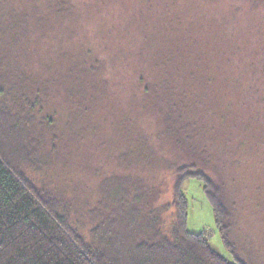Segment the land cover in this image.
I'll use <instances>...</instances> for the list:
<instances>
[{
    "label": "trees",
    "instance_id": "16d2710c",
    "mask_svg": "<svg viewBox=\"0 0 264 264\" xmlns=\"http://www.w3.org/2000/svg\"><path fill=\"white\" fill-rule=\"evenodd\" d=\"M161 1L166 8L184 9V13L180 12L182 21L194 18L198 49L195 44L185 43L182 33L175 41L165 36L166 42L152 47L155 36L149 35V27L141 20L150 18L148 10L157 8ZM86 7V11L138 9L132 12L130 35L138 38L143 34L144 45L133 53L142 68L137 74L140 78L135 81L136 76L132 85L137 83L142 92L140 101L133 96L125 102L139 109L146 103L144 110L157 113L169 142L183 152L202 154L198 158L202 162L204 154L188 130L196 124L185 112V106L191 105L184 91L188 79L178 83L173 76L190 74L193 57L211 51L220 59L219 64L211 66L219 72L216 78L222 73H247L242 82L249 87V99L243 98L253 101L256 93V101L264 100L260 96L264 94V0H89ZM77 8L71 0H0V264H252L241 256L231 236L226 188L216 169L212 170L215 178L197 171L194 165L176 169L172 201L158 212L161 215L171 211L169 232L159 228L161 220L157 214H141L146 201L140 189L143 182L137 184L133 180L127 185L125 175L108 178L102 182L106 202L93 214L96 223L89 240L73 227L72 206L60 203L53 193L37 187L30 178L55 156L60 139L57 134L63 135L69 127L74 129L72 134L79 136L75 129L80 126L76 125L89 120V108L98 102L97 98L101 102L106 97L107 92L100 88L112 85L105 77L101 79L97 67L93 68L95 64L82 67L76 63L65 77L51 66L53 53L48 49L59 47L60 38H64L63 29H55L53 17L56 23L62 22ZM56 40L59 41L55 44ZM87 53L86 56L94 55L91 49ZM77 55L81 54L69 56ZM242 82L236 80L235 89ZM108 95L117 102L114 93ZM263 116L264 113L258 117L264 121ZM130 121L135 129L134 113ZM62 125L65 128L58 133ZM158 137H163L160 132ZM142 138L139 136L137 142ZM144 141L142 145L147 147ZM151 154L148 165H154V161L162 163L158 157L150 159ZM121 162L125 164L127 160L122 158ZM204 162L207 167L212 163L207 156ZM188 180L202 185L233 261L211 248L207 233L187 230L189 206L182 188Z\"/></svg>",
    "mask_w": 264,
    "mask_h": 264
},
{
    "label": "rangeland",
    "instance_id": "374dc122",
    "mask_svg": "<svg viewBox=\"0 0 264 264\" xmlns=\"http://www.w3.org/2000/svg\"><path fill=\"white\" fill-rule=\"evenodd\" d=\"M71 1L78 6V12L74 10L72 15L64 16L62 22L56 23L54 17L52 20L55 29H63L64 38H60L59 47L48 49L53 53L51 66L65 77L76 63L82 67L95 64L93 68L97 67L101 79L105 77L113 87L100 88L107 95L101 102L97 98L98 102L89 106L88 121H80L76 125L77 128L80 126L78 130L75 129L79 136L72 134L74 129L69 127L61 135L59 131H63L65 126H59L57 131L60 135H57L60 139L55 156L41 171L37 169L30 175L35 185L53 193L60 203L72 206L70 217L73 227L89 240L90 231L96 223L93 214L98 213L106 202L102 182L108 178L125 175L128 177L127 185L133 180L138 181L137 184L143 182L140 189L146 201L141 214H157L161 220L159 228L169 232L171 211L161 215L158 212L162 205L172 201L176 169L183 165H194L197 171L211 178L213 175L216 177L212 171L216 169L226 188L234 243L244 259L252 264H264V121L258 117L264 113V100L256 101L258 96L255 93L254 100L249 101L248 106L249 102L245 99H249V87L242 82L246 80L247 73L235 76V73L221 72L222 75L216 78L219 72L213 71L211 66L220 59L208 51V54L193 57L195 60L190 74L173 76L178 83L184 78L188 79L184 91L190 98L180 89L183 96L191 101V105L185 106V112L192 124L196 122L188 130L190 134L193 133L197 148L204 154L203 162L206 156L211 160V165L207 167L198 159L202 154L195 155L186 149L183 152L169 142L157 113L152 109V112L144 110L146 103L139 109L127 106L125 102V99L133 96L140 101L142 92L137 83L134 87L132 85L136 76L135 81L140 78L141 75L137 74L142 68L134 52L144 45L143 34L139 35V39L137 35H130V26L134 24L132 12L138 9L86 11L89 0ZM166 7L165 2L161 1L157 8L148 10L150 18L141 20L149 27V35L155 36V40L151 41L152 47L163 40L166 42L167 37L175 41L182 33L185 43L195 44L198 49L199 39L193 33L196 24L193 23L194 18L182 21L180 12L184 13V9ZM47 14L52 13L47 11ZM261 16L264 22L263 9ZM179 28L183 31L180 32ZM261 34L264 36V32ZM89 49L94 51L93 56H86ZM78 53L81 55L69 56ZM245 60L243 63H246ZM74 70L79 72L77 68ZM84 78L87 80L86 75ZM234 79L242 82L236 89ZM109 92L114 93L117 102L109 99ZM260 96L264 98V94ZM133 113L137 117L135 129L130 121ZM159 132L163 137H158ZM139 136L146 141L147 147L142 145L143 141L137 142ZM136 142L139 144L137 150L134 146ZM150 153V159L155 156L154 159L158 157L162 163L153 160L155 164L148 165ZM122 158L127 160L125 164L121 162ZM182 190L189 206L187 230L195 234L207 233L211 248L233 261L217 229L213 209L203 193L202 185L196 180H188Z\"/></svg>",
    "mask_w": 264,
    "mask_h": 264
}]
</instances>
